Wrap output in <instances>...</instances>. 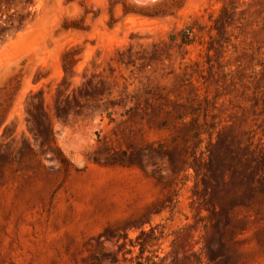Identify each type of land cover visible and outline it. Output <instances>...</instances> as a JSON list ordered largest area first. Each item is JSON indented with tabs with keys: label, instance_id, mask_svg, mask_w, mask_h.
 Here are the masks:
<instances>
[{
	"label": "rangeland",
	"instance_id": "obj_1",
	"mask_svg": "<svg viewBox=\"0 0 264 264\" xmlns=\"http://www.w3.org/2000/svg\"><path fill=\"white\" fill-rule=\"evenodd\" d=\"M0 264H264V0H0Z\"/></svg>",
	"mask_w": 264,
	"mask_h": 264
}]
</instances>
